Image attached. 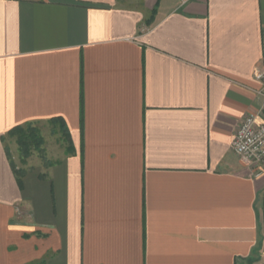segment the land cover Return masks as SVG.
<instances>
[{"label": "crops", "instance_id": "0c3cea01", "mask_svg": "<svg viewBox=\"0 0 264 264\" xmlns=\"http://www.w3.org/2000/svg\"><path fill=\"white\" fill-rule=\"evenodd\" d=\"M263 67L264 0H0V264H264Z\"/></svg>", "mask_w": 264, "mask_h": 264}, {"label": "built area", "instance_id": "2783aa9c", "mask_svg": "<svg viewBox=\"0 0 264 264\" xmlns=\"http://www.w3.org/2000/svg\"><path fill=\"white\" fill-rule=\"evenodd\" d=\"M253 76L264 82V67L256 68ZM231 150L241 163L253 170L255 177L259 176L264 165V119L248 114L234 135Z\"/></svg>", "mask_w": 264, "mask_h": 264}, {"label": "rangeland", "instance_id": "374dc122", "mask_svg": "<svg viewBox=\"0 0 264 264\" xmlns=\"http://www.w3.org/2000/svg\"><path fill=\"white\" fill-rule=\"evenodd\" d=\"M32 127L36 128L40 134V136L43 138V145L41 147V152L32 151L30 156L28 158L37 157L41 159L43 162L47 161L48 154L51 150L55 151V154L61 155L63 153L67 154V141L62 134V129L59 125L55 124L54 122H48V123H36L31 124ZM9 137V136H8ZM12 140V147L16 146V152H18V146L16 143L15 137H9ZM19 155V152H18ZM20 157V155H19ZM28 158L26 160H28ZM25 160V162H26ZM20 161L21 157H20Z\"/></svg>", "mask_w": 264, "mask_h": 264}, {"label": "trees", "instance_id": "16d2710c", "mask_svg": "<svg viewBox=\"0 0 264 264\" xmlns=\"http://www.w3.org/2000/svg\"><path fill=\"white\" fill-rule=\"evenodd\" d=\"M60 127L68 145L66 152L67 154H71L73 152V148L70 143V138L67 129L63 122L61 123ZM7 136L15 137L22 163H25V160L30 156L32 151L41 152L42 150L41 147L44 142L43 138L40 136L38 130L32 127L31 124L17 126L11 129L8 132Z\"/></svg>", "mask_w": 264, "mask_h": 264}]
</instances>
